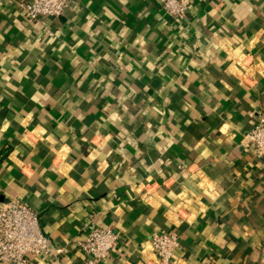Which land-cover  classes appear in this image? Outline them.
<instances>
[{"label": "crops", "instance_id": "crops-1", "mask_svg": "<svg viewBox=\"0 0 264 264\" xmlns=\"http://www.w3.org/2000/svg\"><path fill=\"white\" fill-rule=\"evenodd\" d=\"M65 0L29 24L0 0V202L37 214L63 264L84 227L113 228L103 264H264V161L245 135L264 115V0ZM48 30L50 35L45 33Z\"/></svg>", "mask_w": 264, "mask_h": 264}, {"label": "built area", "instance_id": "built-area-1", "mask_svg": "<svg viewBox=\"0 0 264 264\" xmlns=\"http://www.w3.org/2000/svg\"><path fill=\"white\" fill-rule=\"evenodd\" d=\"M20 11L29 24L43 19L55 21L67 9L65 0H6ZM160 10L173 23L187 21L188 0H160ZM45 33L50 35L48 30ZM247 150L264 161V115H258L254 126L245 135ZM83 239L74 246L85 264H103L112 258L119 242L118 233L110 227L85 225ZM151 252L159 264H174L180 249L177 233H157L149 237ZM65 248H51L40 231L37 214L19 199L0 202V264H63Z\"/></svg>", "mask_w": 264, "mask_h": 264}]
</instances>
